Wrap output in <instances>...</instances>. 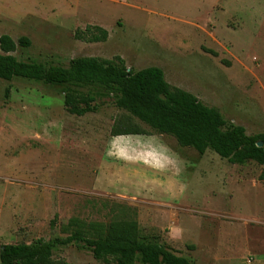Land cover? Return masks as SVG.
Here are the masks:
<instances>
[{"label":"rangeland","instance_id":"1","mask_svg":"<svg viewBox=\"0 0 264 264\" xmlns=\"http://www.w3.org/2000/svg\"><path fill=\"white\" fill-rule=\"evenodd\" d=\"M86 26L107 40H77ZM1 35L29 39L12 54L23 62L119 56L133 71L159 68L247 135L264 133V0H0ZM121 115L107 100L73 116L58 87L0 80V247L130 209L144 238L193 264H264L263 166L201 156L142 124L150 135L111 137ZM53 259L102 264L74 246Z\"/></svg>","mask_w":264,"mask_h":264},{"label":"trees","instance_id":"2","mask_svg":"<svg viewBox=\"0 0 264 264\" xmlns=\"http://www.w3.org/2000/svg\"><path fill=\"white\" fill-rule=\"evenodd\" d=\"M75 38L85 43H103L108 33L98 26H86L83 31H76ZM30 46L26 37L15 42L8 35L0 36V80L23 79L58 87L64 110L77 117L96 113L107 100L111 101L122 111L112 124L111 137L150 135L142 124L152 133L171 137L179 147L191 148L201 156L210 150L231 165L254 162L263 166L264 133L247 135L243 127L227 121L217 108L169 85L161 69L133 71L119 56L110 60L78 57L65 68L23 62L12 55L18 47ZM8 96L6 89L5 97ZM259 142L262 147H257ZM259 178L264 180V170ZM134 215L133 210H121L107 224L72 218L62 227L66 234L63 238L1 246L0 264H62L54 261L53 254L68 246L88 251L102 264H193L144 238Z\"/></svg>","mask_w":264,"mask_h":264},{"label":"water","instance_id":"3","mask_svg":"<svg viewBox=\"0 0 264 264\" xmlns=\"http://www.w3.org/2000/svg\"><path fill=\"white\" fill-rule=\"evenodd\" d=\"M257 147H262V144L260 142L257 143ZM263 168H264V164H263Z\"/></svg>","mask_w":264,"mask_h":264}]
</instances>
